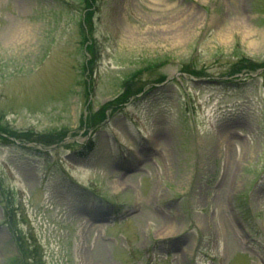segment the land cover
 Here are the masks:
<instances>
[{"label":"rangeland","instance_id":"374dc122","mask_svg":"<svg viewBox=\"0 0 264 264\" xmlns=\"http://www.w3.org/2000/svg\"><path fill=\"white\" fill-rule=\"evenodd\" d=\"M0 117V264H264V0H0Z\"/></svg>","mask_w":264,"mask_h":264},{"label":"trees","instance_id":"16d2710c","mask_svg":"<svg viewBox=\"0 0 264 264\" xmlns=\"http://www.w3.org/2000/svg\"><path fill=\"white\" fill-rule=\"evenodd\" d=\"M91 48V45H88Z\"/></svg>","mask_w":264,"mask_h":264}]
</instances>
